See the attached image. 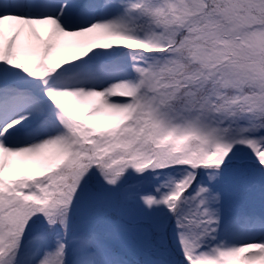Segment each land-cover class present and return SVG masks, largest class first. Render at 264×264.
Instances as JSON below:
<instances>
[{
    "label": "snow or ice",
    "instance_id": "obj_1",
    "mask_svg": "<svg viewBox=\"0 0 264 264\" xmlns=\"http://www.w3.org/2000/svg\"><path fill=\"white\" fill-rule=\"evenodd\" d=\"M0 264H264V0H0Z\"/></svg>",
    "mask_w": 264,
    "mask_h": 264
},
{
    "label": "rangeland",
    "instance_id": "obj_2",
    "mask_svg": "<svg viewBox=\"0 0 264 264\" xmlns=\"http://www.w3.org/2000/svg\"><path fill=\"white\" fill-rule=\"evenodd\" d=\"M132 257V259H130L129 257ZM141 255H138L137 253L133 252V251H126V258L133 260V261H138V260H142L140 257Z\"/></svg>",
    "mask_w": 264,
    "mask_h": 264
},
{
    "label": "trees",
    "instance_id": "obj_3",
    "mask_svg": "<svg viewBox=\"0 0 264 264\" xmlns=\"http://www.w3.org/2000/svg\"><path fill=\"white\" fill-rule=\"evenodd\" d=\"M140 257H142V256H140ZM129 258H130V259H132V257H131V256H130ZM144 258H145V257H142L141 259L143 260ZM127 259H128V258H127Z\"/></svg>",
    "mask_w": 264,
    "mask_h": 264
}]
</instances>
